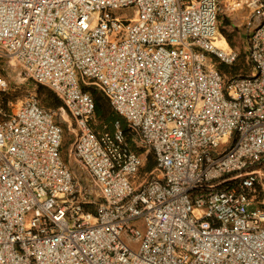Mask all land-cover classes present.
Segmentation results:
<instances>
[{
    "label": "built area",
    "instance_id": "built-area-1",
    "mask_svg": "<svg viewBox=\"0 0 264 264\" xmlns=\"http://www.w3.org/2000/svg\"><path fill=\"white\" fill-rule=\"evenodd\" d=\"M221 4L0 0V52L61 102L9 109L0 78V264H264V0L229 78ZM90 86L144 154L119 121L96 130Z\"/></svg>",
    "mask_w": 264,
    "mask_h": 264
},
{
    "label": "rangeland",
    "instance_id": "rangeland-1",
    "mask_svg": "<svg viewBox=\"0 0 264 264\" xmlns=\"http://www.w3.org/2000/svg\"><path fill=\"white\" fill-rule=\"evenodd\" d=\"M223 4H221V11L219 13L218 18V27L216 33L215 44L221 49H227V45L235 49L239 53V59H241L242 64L244 66H248L246 61V37L247 34L244 33V26L240 24V20H238L234 16H227L223 12ZM134 9H130L127 12V15L133 14ZM218 39H220L218 41ZM227 43V44H226ZM220 66V65H219ZM218 67V65H217ZM250 70V68H249ZM225 78H229V75H223ZM0 78H4L8 84V91L2 97L5 99V105L9 109H14L20 102L24 99L26 95L29 93H34L38 100L41 107L49 109L46 104V98L43 94L38 93V87L41 85L34 84L30 80L24 79V76L20 72V70L14 66H12L8 59H6L3 54L0 52ZM44 87L46 90L51 92L47 87ZM52 93V92H51ZM57 98V97H56ZM48 99V98H47ZM51 99H54L53 94H51ZM58 123L63 128V149H62V156L67 161V148L68 143L71 139V133L68 129V123L65 119H63L60 115L56 116ZM72 167L76 166L75 162H71Z\"/></svg>",
    "mask_w": 264,
    "mask_h": 264
},
{
    "label": "trees",
    "instance_id": "trees-1",
    "mask_svg": "<svg viewBox=\"0 0 264 264\" xmlns=\"http://www.w3.org/2000/svg\"><path fill=\"white\" fill-rule=\"evenodd\" d=\"M215 66L222 75H229V77H233V76L240 75V74H247L250 68L248 66H244V64H242L241 59H239V57L233 65L228 66V65L215 62ZM84 89L89 92V94L92 96L94 100V106H95L94 115H95L96 130L99 131L103 129V127H105L106 130L112 131L114 123L116 121H119L121 128L123 130V133L125 135V138L131 144L132 149L135 150L139 154H144V149L137 148L134 145V143L131 140L132 134L127 128L125 121L119 118L117 114L112 110V108L110 107L104 95L94 86H90ZM38 93L43 94L45 96L46 104L48 105V107H51L49 109L55 110L61 106V102L58 100V98H56V96L53 93L49 92L44 87L39 86ZM51 94H53L54 96L53 100L51 99ZM1 101L3 102V104H5L4 98H1ZM154 167H155L154 157L151 153H147L145 155V164L143 167V171H151Z\"/></svg>",
    "mask_w": 264,
    "mask_h": 264
},
{
    "label": "crops",
    "instance_id": "crops-1",
    "mask_svg": "<svg viewBox=\"0 0 264 264\" xmlns=\"http://www.w3.org/2000/svg\"><path fill=\"white\" fill-rule=\"evenodd\" d=\"M245 1L246 0H222V7H223V12L227 16H234L238 20H240V24L244 26V30L246 33V24H247V11L245 8ZM220 39H218L219 41ZM246 40V39H245ZM227 44V43H226ZM227 49L225 48L224 50H235L230 48L227 45Z\"/></svg>",
    "mask_w": 264,
    "mask_h": 264
},
{
    "label": "clouds",
    "instance_id": "clouds-1",
    "mask_svg": "<svg viewBox=\"0 0 264 264\" xmlns=\"http://www.w3.org/2000/svg\"><path fill=\"white\" fill-rule=\"evenodd\" d=\"M218 18H219V16H218Z\"/></svg>",
    "mask_w": 264,
    "mask_h": 264
}]
</instances>
